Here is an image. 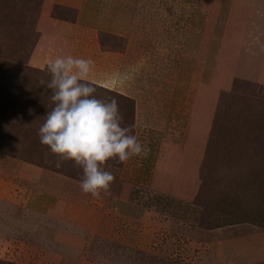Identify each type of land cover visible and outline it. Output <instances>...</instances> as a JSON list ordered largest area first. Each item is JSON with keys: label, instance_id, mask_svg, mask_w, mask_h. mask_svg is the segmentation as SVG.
Listing matches in <instances>:
<instances>
[{"label": "rangeland", "instance_id": "1", "mask_svg": "<svg viewBox=\"0 0 264 264\" xmlns=\"http://www.w3.org/2000/svg\"><path fill=\"white\" fill-rule=\"evenodd\" d=\"M44 1L0 0V264H201L212 243L264 235L262 85L240 83L235 92L227 91L219 98L214 157L204 170L207 183H203L201 172L213 120L195 169L198 190L192 201L163 193L155 184L154 174L162 166L158 160L163 153L178 154L189 115L164 117L160 107L164 99L152 93L157 87L160 93L162 77L169 74L160 72L155 89L148 87L145 64L136 73L140 99L129 97L117 85L92 83L97 98L117 100L122 126L134 125L131 134L138 137L145 152L126 163L108 162L105 170L114 174L115 181L99 199L81 191L83 171L73 161L56 166L59 158L38 136L47 112L54 107L51 90L40 82L51 77L47 67L27 65ZM226 5L225 0L218 3L220 31ZM55 14L72 16L65 9H56ZM101 40L109 50L123 51L126 44V39L108 34ZM152 118L160 119L157 122L169 118L170 124L166 129H152ZM202 189L206 196L212 193L213 202L212 214L203 223L205 207L197 202ZM52 195L63 201L72 199L76 206H106L102 208L107 219L103 230L77 220L75 215H83L81 211L70 212L72 221L66 225L55 220L51 211L26 209L50 206L42 196Z\"/></svg>", "mask_w": 264, "mask_h": 264}, {"label": "crops", "instance_id": "2", "mask_svg": "<svg viewBox=\"0 0 264 264\" xmlns=\"http://www.w3.org/2000/svg\"><path fill=\"white\" fill-rule=\"evenodd\" d=\"M219 2L45 0L27 65L43 69L57 56L91 58L94 61L91 83L102 84L116 78L121 91L139 99L142 94L136 90L139 82L136 73L142 65H146L147 85L153 89L160 72H168L167 78L162 77L160 93L157 87L152 95L164 99L160 106L164 117L186 114L189 117L178 154L160 156L158 164L162 166L154 174V180L163 193L192 201L198 190L195 169L204 153L221 92L230 91L236 79L264 86V0H225L221 31ZM56 9H65L72 16L56 15ZM103 34L126 39L124 50L105 49ZM144 51L146 57H142ZM158 120L151 119L152 129H166L170 124L169 118ZM42 197L51 202L50 206L26 209L40 207L51 211L55 220L66 225L72 221V211L82 212L83 215L75 218L85 226L96 225L102 231L107 223L102 210L106 206H76L72 199L63 201L56 195ZM97 210L103 213L98 214ZM206 255L201 264L264 261V235L212 243Z\"/></svg>", "mask_w": 264, "mask_h": 264}, {"label": "clouds", "instance_id": "3", "mask_svg": "<svg viewBox=\"0 0 264 264\" xmlns=\"http://www.w3.org/2000/svg\"><path fill=\"white\" fill-rule=\"evenodd\" d=\"M94 61L91 58L57 56L47 64L50 80L41 85L51 90L54 107L47 112L38 136L40 143L59 159L73 161L81 168V191L99 199L115 181L112 172L105 170L108 162L126 163L145 152V146L132 133L134 125L122 126L115 98L99 99L96 87L90 82ZM112 78L108 83H119Z\"/></svg>", "mask_w": 264, "mask_h": 264}, {"label": "trees", "instance_id": "4", "mask_svg": "<svg viewBox=\"0 0 264 264\" xmlns=\"http://www.w3.org/2000/svg\"><path fill=\"white\" fill-rule=\"evenodd\" d=\"M109 35V34H108ZM102 46L106 49V46L105 44L102 42ZM109 50V49H108ZM115 50H118L119 49H115ZM114 50V51H115ZM113 51V50H112ZM244 84L246 86L249 85H259V84H256V83H253V82H249V81H245V80H240V79H236L233 83V87H232V91L235 92V90H237L239 84ZM9 92V91H8ZM227 91H223L221 92V95L220 97L223 95V93H226ZM225 96V95H224ZM223 98L222 97L220 99V104L221 102H223ZM220 106V105H219ZM216 123H217V115H216V118L214 120V125H213V128H212V132H211V135H210V138H209V143H208V149H207V155H206V159H205V162H204V165L202 166V172H201V177H202V181L203 183H207V180L205 178V175H204V170L207 168V165L210 161V159L212 158L213 154H214V143L215 142V129H216ZM214 157V156H213ZM204 186V185H203ZM204 188V187H203ZM205 189H202V191L200 192V194L197 196V202L200 203L201 206H204L205 209H204V214H203V218L201 220V222L203 223L207 216H208V219H209V215L212 214L211 212V205H213V202H212V193H209V196H206L203 192H204ZM211 212V213H210Z\"/></svg>", "mask_w": 264, "mask_h": 264}]
</instances>
